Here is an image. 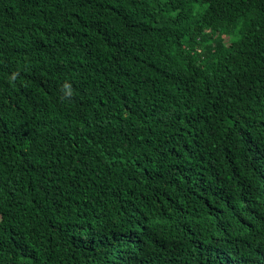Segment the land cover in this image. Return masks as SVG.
Listing matches in <instances>:
<instances>
[{"label":"trees","instance_id":"obj_1","mask_svg":"<svg viewBox=\"0 0 264 264\" xmlns=\"http://www.w3.org/2000/svg\"><path fill=\"white\" fill-rule=\"evenodd\" d=\"M0 264H264V0H0Z\"/></svg>","mask_w":264,"mask_h":264}]
</instances>
